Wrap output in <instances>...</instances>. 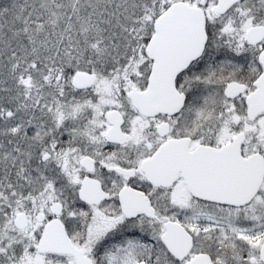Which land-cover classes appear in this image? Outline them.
Masks as SVG:
<instances>
[{"label":"snow or ice","instance_id":"snow-or-ice-1","mask_svg":"<svg viewBox=\"0 0 264 264\" xmlns=\"http://www.w3.org/2000/svg\"><path fill=\"white\" fill-rule=\"evenodd\" d=\"M0 264H264V0H0Z\"/></svg>","mask_w":264,"mask_h":264}]
</instances>
